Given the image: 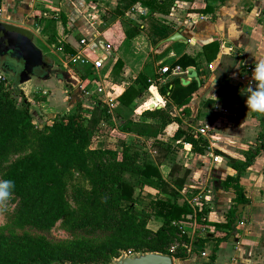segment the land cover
I'll use <instances>...</instances> for the list:
<instances>
[{
  "label": "crops",
  "instance_id": "obj_1",
  "mask_svg": "<svg viewBox=\"0 0 264 264\" xmlns=\"http://www.w3.org/2000/svg\"><path fill=\"white\" fill-rule=\"evenodd\" d=\"M217 1L174 0L167 14L150 16L140 0H0V22L30 31L46 55L54 52V41L57 46H62L69 58L72 56L69 50L76 53L82 47L81 56L88 60L82 64L85 75L81 73L77 77L71 73L81 82L98 75L110 100L107 107L111 120L115 116L119 125L126 119H134L143 110L153 108L146 103L153 97L158 101L154 107L163 106L169 98L159 88L166 81L177 78L181 85L196 82L197 89L189 103L182 107L173 106L170 114L194 131L204 128L206 134L201 137L207 140V149L195 153L190 144L171 138L178 125L174 121L167 125L166 134L158 137V140L169 143V148L154 144L152 137H142L144 146L138 149L142 154L145 151L147 160L158 166L163 180H168L174 163L189 169V176L180 191L182 198L189 193L201 195L199 203L206 209V220L211 222L224 221L225 213L233 204L234 193L223 184L227 177L236 174L229 157H239L264 133L263 115L248 114L247 97L241 94L251 81L253 69L250 67L264 59V0H224L216 8L214 17L210 13L194 11L208 3L215 5ZM49 24L52 25L50 43L43 38L40 40ZM136 29L138 31L132 36L126 35L127 31ZM176 31L182 38L166 40ZM83 38L89 45H80ZM98 40L109 43L110 49L102 54L103 67L92 72V76L88 73L91 71L90 61L101 53L96 46ZM212 41H217L219 47L215 58L208 61L203 45ZM182 55L194 58L195 64L181 70L174 62ZM163 66H167L168 71L162 73ZM189 68L196 71L198 81L186 77L187 82L183 83L181 73L189 74ZM138 76L151 84L141 96L125 106L119 102L118 95L129 85L136 87L138 79L135 78ZM48 89L50 102L71 95L66 84L54 79L43 80L36 86L41 97ZM79 100L89 117L92 109L86 97L81 95ZM111 107L128 112L132 109V112L127 116L124 113L113 115ZM52 116L46 114V118ZM112 129L114 132V127ZM118 130L126 140L128 136H134ZM94 143L93 146L102 147ZM239 183L248 200L239 206V219H244V223L238 225V220L235 233L218 244L212 264H264V149L241 173ZM143 189L146 191H142L139 201H135L142 205L141 208L135 207L138 211H148L150 199L157 193L162 194L156 185H143ZM149 193L152 194L150 199ZM162 220L160 216H152L147 227L156 231ZM177 225L189 238L195 234L218 235L221 232L219 227L200 224L194 219L180 220ZM212 247L213 243L208 242L202 253L191 252L188 258L178 259V264H206ZM190 249L191 244L188 251Z\"/></svg>",
  "mask_w": 264,
  "mask_h": 264
},
{
  "label": "trees",
  "instance_id": "obj_2",
  "mask_svg": "<svg viewBox=\"0 0 264 264\" xmlns=\"http://www.w3.org/2000/svg\"><path fill=\"white\" fill-rule=\"evenodd\" d=\"M140 2L147 7L148 15L153 16L155 13L167 14L174 0ZM223 2L224 0H218L215 5L208 3L194 11L210 13L214 17L216 8ZM129 31L126 32L127 36H132L138 30ZM218 47L217 41L203 45L208 61L215 58ZM68 52L75 54L73 50ZM174 64L185 70L186 67L194 65L195 61L194 58L182 55ZM139 78H135L138 79L136 87L129 85L118 95L120 103L128 106L150 86V81ZM67 88L69 92L74 89L73 86ZM159 89L169 100L161 107L143 110L134 119L129 118L120 123V131L134 135L131 139L126 140L125 135L121 133L123 135L116 134L114 141L107 143L105 140L111 136L113 125L106 104L98 101L86 118L76 92L72 94L76 97L73 113L62 115L50 125L46 124L37 129L30 114L29 102L22 90L10 89L0 82V160L7 153L11 143L17 139L30 138L37 145L36 149L5 167L2 174V179L15 181L14 194L20 197V207L15 220L20 225H31L48 231L56 221L63 219L65 223L73 221L71 224L75 230L88 227L92 231L105 232L111 236L108 240L99 242L71 239L60 242L53 249L41 247L20 254L4 250L0 237V264H52L54 261L62 263L67 260L71 264H107L118 257L122 250L154 251L186 259L191 252L202 253L208 242H212L213 247L208 253L206 264L214 262L218 244L226 241L236 231L235 225L241 215L239 206L248 201L239 178L255 156L264 149V133H261L257 141L239 157H229L236 174L227 177L223 184L232 189L233 204L225 213L224 221H207L206 209L200 204L193 209L180 193L190 170L174 163L168 180H163L158 166L147 160L145 151L142 154L138 149L144 146L142 137H152L154 144L169 148V143L158 140V137L166 134L167 125L173 121L178 125L171 138L190 144L195 153H203L208 147L205 138L170 114L173 106L182 107L189 103L197 89L196 82L181 85L179 80L174 78L160 85ZM17 96L21 97L20 101H17ZM149 119L151 121H148ZM98 136L102 140L105 139L102 147L93 146ZM73 169L83 173L90 184V189L77 190V207H71L66 199V176ZM138 184L156 185L162 192L150 199L148 211H138L133 207ZM152 216H160L163 219L156 231L147 227V222ZM188 219L219 227L221 232L218 235L195 234L189 251L183 248L169 250L171 234L181 231L177 222Z\"/></svg>",
  "mask_w": 264,
  "mask_h": 264
},
{
  "label": "rangeland",
  "instance_id": "obj_3",
  "mask_svg": "<svg viewBox=\"0 0 264 264\" xmlns=\"http://www.w3.org/2000/svg\"><path fill=\"white\" fill-rule=\"evenodd\" d=\"M50 23V22H49ZM51 24L48 25L45 32L41 36V41L44 39L46 42L50 43L51 33L49 32L51 28ZM46 37V38H45ZM43 38V39H42ZM34 42L37 44V39L33 37ZM59 42V41H57ZM53 51L47 55L49 60L53 63L54 68L59 69H67L72 72L75 76H79L82 73L84 65L80 64L78 61H71L69 56L66 55L62 46H57L56 41H54ZM1 59V58H0ZM65 62V64H63ZM9 63L11 65H17L16 61L11 57H7L0 60V64ZM61 65L65 66L62 67ZM89 72V71H88ZM87 73V72H86ZM93 76V73L89 72V75ZM84 75V73H82ZM98 76V75H96ZM0 77L1 82L5 87L10 89H21L24 97L29 100L30 103V114L33 119V124L35 128H42L44 125H50L53 120L61 117L62 115H68L75 111L76 108V97L72 96V94L76 93L78 90H74L70 92V97L66 99L65 96L59 101L52 100L48 96L50 95V90L46 92V94H39L36 91V86L42 83L41 80H38L34 77H31L30 80L25 81L24 83L17 84V76L16 74H11L7 71H4L0 66ZM45 90V89H44ZM43 90V91H44ZM42 91V88L39 90ZM45 95V96H44ZM17 101H20L21 97L17 96ZM155 101V100H154ZM51 103V104H50ZM155 103V102H153ZM157 103L154 104V106ZM82 107V106H81ZM109 107V106H108ZM111 111L113 115L116 113H124L126 116L132 112V109L128 112L126 109L122 108H112ZM50 113L53 115L50 118H46V114ZM83 115L87 118L88 115L83 111ZM48 122V123H47ZM111 124L114 127V132H112L111 136L107 138L105 141L112 142L114 141V136L123 135L119 132V124L116 121L114 116L113 120H111ZM127 137V136H126ZM106 138V137H105ZM99 139V140H98ZM99 136L94 140V144L97 146H103V140ZM128 140L131 139L129 136ZM98 140V141H96ZM115 145V144H114ZM116 146V145H115ZM37 148L36 143L33 139H17L13 141L7 151V153L0 160V179H2V174L9 164L24 156L26 153ZM67 182V191H66V199L71 207H77L78 202L75 200V195L78 189L82 188L83 190L90 189V184L86 178V176L80 171L73 169L66 176ZM142 191H146L143 189V186L139 185L136 188V200L139 201L140 196L143 195ZM150 191V190H149ZM154 191L151 189V193ZM149 193V194H151ZM152 196L149 195L148 198ZM135 200V201H136ZM141 204L139 202L133 203V207L141 208ZM20 207V197L16 194L13 195V199L11 201V211L6 213L4 216H0V237L3 242V249L9 251L10 253L20 254L26 252L27 250L47 247V249H53L56 245H58L62 241L71 240V239H86L89 241L99 242L101 240H108L111 236L105 232L92 231L88 227L78 228L77 230L73 229V225L71 224L73 221L69 223H65L63 219H59L55 222V224L48 230L42 231L41 229L35 228L31 225H20L15 219L18 214V210ZM180 229V228H179ZM183 235H186L182 230L180 232L171 234V243L168 245L169 248L172 246L177 248H183L186 251L189 248V244L192 241V238H188L187 235L184 238ZM152 238H155L153 235H150ZM187 245V246H185ZM173 250V251H175ZM124 253L126 255L137 254L136 251H127L122 250L120 252V256H123ZM118 257V258H119ZM118 258L112 259L107 264H114V261ZM68 260L62 263L54 261L52 264H67ZM69 263V262H68ZM173 263L178 264V258L173 257ZM71 264V263H70Z\"/></svg>",
  "mask_w": 264,
  "mask_h": 264
},
{
  "label": "water",
  "instance_id": "obj_4",
  "mask_svg": "<svg viewBox=\"0 0 264 264\" xmlns=\"http://www.w3.org/2000/svg\"><path fill=\"white\" fill-rule=\"evenodd\" d=\"M179 38H182V36L176 31L167 37L166 40H176ZM5 55H9V57L14 59L17 65L3 63L1 67L11 74H16L17 84L24 83L30 80L31 77L41 81L54 79L67 86L73 87L78 83L77 78L69 70L54 68L53 63L49 60L47 55L43 53L42 49L34 42L33 35L30 31L0 22V58ZM39 68L45 71L37 73ZM187 71L190 73H181V80L183 83L187 82L185 79L186 77H194L198 81L196 71L192 68H189ZM154 104L155 103H152L151 107H154ZM67 264L70 263L67 262ZM114 264H173V257L166 253L139 251L137 254L130 253L126 255L124 253L123 256L114 261Z\"/></svg>",
  "mask_w": 264,
  "mask_h": 264
},
{
  "label": "built area",
  "instance_id": "obj_5",
  "mask_svg": "<svg viewBox=\"0 0 264 264\" xmlns=\"http://www.w3.org/2000/svg\"><path fill=\"white\" fill-rule=\"evenodd\" d=\"M0 15H1V9H0ZM86 44H88V40L86 38H83V39L80 40V45L81 46H86ZM96 46H97L98 49L101 50V53H100L99 56L94 58L93 61H90V63H91V71L94 72V73H96L97 71H99L103 67L104 57L102 56V54L103 53H107L109 51V49H110V44L109 43L103 42V41H100V40H98V42H96ZM81 51H82V47H79L78 51L74 55L71 56L70 60L71 61H78L80 64H86L88 62V60L81 56ZM250 68L253 69L254 66L250 67ZM175 70H179V68L175 69ZM166 71H168V67L167 66H163L161 68V72L164 73ZM97 77L98 76H93L87 82L78 81L77 85L74 86V90H78L77 91L79 93L78 98H80L81 95L85 96L86 100H87V103L90 105V109H92L93 106L98 101H100L101 103L106 104L107 106H109V104H110L109 97L105 93L104 87L102 86V83L100 82V80ZM0 82H1V77H0ZM153 102H155V103L158 102L155 97H153L152 99H149L148 101H146V103L148 105H151ZM195 132L199 136H203V135L206 134L205 129L202 128V127L197 128ZM200 198H201V195H198V196L195 195L194 196V194H190L189 193V194H186L184 200L193 209H195V207L200 204L199 203L200 202ZM243 223H244V219H240L239 222H238V225H242ZM174 249H175L174 246L169 248V250H171V251H173Z\"/></svg>",
  "mask_w": 264,
  "mask_h": 264
},
{
  "label": "clouds",
  "instance_id": "obj_6",
  "mask_svg": "<svg viewBox=\"0 0 264 264\" xmlns=\"http://www.w3.org/2000/svg\"><path fill=\"white\" fill-rule=\"evenodd\" d=\"M246 95L248 114L256 112L264 115V59H260L254 65L252 78L249 85L241 90ZM16 188L15 181L11 179H0V216L10 212L11 201Z\"/></svg>",
  "mask_w": 264,
  "mask_h": 264
},
{
  "label": "flooded vegetation",
  "instance_id": "obj_7",
  "mask_svg": "<svg viewBox=\"0 0 264 264\" xmlns=\"http://www.w3.org/2000/svg\"><path fill=\"white\" fill-rule=\"evenodd\" d=\"M7 57H9V55H5V56H3V57H1V61H2V59H4V58H7ZM43 71H45V70H43L42 68H39L38 70H37V73H42Z\"/></svg>",
  "mask_w": 264,
  "mask_h": 264
}]
</instances>
